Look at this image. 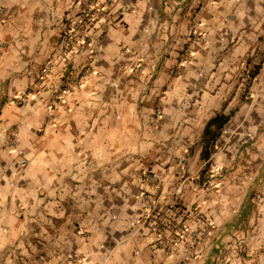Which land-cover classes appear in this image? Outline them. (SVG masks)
Returning <instances> with one entry per match:
<instances>
[{
	"label": "crops",
	"instance_id": "0c3cea01",
	"mask_svg": "<svg viewBox=\"0 0 264 264\" xmlns=\"http://www.w3.org/2000/svg\"><path fill=\"white\" fill-rule=\"evenodd\" d=\"M98 1L41 84L91 0H0V264H264V0Z\"/></svg>",
	"mask_w": 264,
	"mask_h": 264
},
{
	"label": "built area",
	"instance_id": "2783aa9c",
	"mask_svg": "<svg viewBox=\"0 0 264 264\" xmlns=\"http://www.w3.org/2000/svg\"><path fill=\"white\" fill-rule=\"evenodd\" d=\"M104 10V5H102L100 1L91 0L82 13L74 20L70 21L69 25L65 28L57 41L56 58L49 59L38 71V81L41 84H48L49 81L55 77L58 62H67L71 56L84 49L90 48L89 38L92 29L94 28V23L98 19L99 14ZM88 74V69L80 70L77 75L66 81V83H64L60 88L52 89L56 101L64 102L68 95L72 94L76 88L84 84ZM19 164L22 167H26L28 162L26 159H21ZM153 176L154 174L152 170H149L146 173V178L148 179L152 178ZM150 212L152 217H156V214L158 213L157 207H152V211ZM197 219L199 221L205 222L206 217L201 213L197 215ZM175 234L176 237L183 236L181 231H175ZM189 236L196 238L198 234L195 230L192 231Z\"/></svg>",
	"mask_w": 264,
	"mask_h": 264
}]
</instances>
